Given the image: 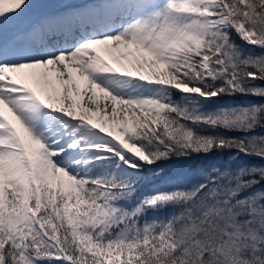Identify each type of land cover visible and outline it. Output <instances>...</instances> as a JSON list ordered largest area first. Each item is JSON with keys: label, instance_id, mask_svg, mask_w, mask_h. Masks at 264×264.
I'll return each instance as SVG.
<instances>
[{"label": "snow or ice", "instance_id": "6c2138e0", "mask_svg": "<svg viewBox=\"0 0 264 264\" xmlns=\"http://www.w3.org/2000/svg\"><path fill=\"white\" fill-rule=\"evenodd\" d=\"M223 151L264 162V0H0V264H264V163L166 166Z\"/></svg>", "mask_w": 264, "mask_h": 264}, {"label": "trees", "instance_id": "16d2710c", "mask_svg": "<svg viewBox=\"0 0 264 264\" xmlns=\"http://www.w3.org/2000/svg\"><path fill=\"white\" fill-rule=\"evenodd\" d=\"M255 51L259 52V49H255ZM177 102L180 101V97L177 95L174 97ZM256 98L251 97H244V96H236V97H221L219 99H214L212 102H206L205 110H214L217 107L221 106H236V105H243L247 104L249 102H255ZM233 153L229 151H223V152H213L208 155H193L190 158L185 159H178V158H172L168 163L167 167L175 170L177 165L180 164V166H185L186 170L182 172L174 171L176 175L180 177L181 184H187L194 179V174L197 170H202L203 173L208 174L211 169L218 168L220 170H224L226 167H231L233 169L240 166L238 164V160L229 161V157L232 156ZM245 164H256L260 165L264 162L259 161L255 158H245L242 160ZM179 166V165H178ZM202 178V177H201ZM166 213L161 214H149V219H160L166 216Z\"/></svg>", "mask_w": 264, "mask_h": 264}, {"label": "rangeland", "instance_id": "374dc122", "mask_svg": "<svg viewBox=\"0 0 264 264\" xmlns=\"http://www.w3.org/2000/svg\"><path fill=\"white\" fill-rule=\"evenodd\" d=\"M245 158H248V157H244V156H239L236 160H238V164L241 166V165H244L245 163L244 162H242V160L243 159H245ZM177 165V167H176V169L175 170H173V171H178V172H182V171H185L186 170V167L185 166H180V164H176ZM179 165V166H178ZM256 165V164H255Z\"/></svg>", "mask_w": 264, "mask_h": 264}, {"label": "bare ground", "instance_id": "6f19581e", "mask_svg": "<svg viewBox=\"0 0 264 264\" xmlns=\"http://www.w3.org/2000/svg\"><path fill=\"white\" fill-rule=\"evenodd\" d=\"M95 3H99V0H95ZM57 5H55V4H53V5H50L49 7H56ZM94 6V4L93 3H90L89 4V7H93ZM101 7H107V5L106 4H101L100 5Z\"/></svg>", "mask_w": 264, "mask_h": 264}]
</instances>
